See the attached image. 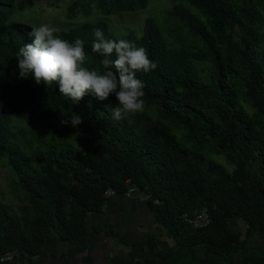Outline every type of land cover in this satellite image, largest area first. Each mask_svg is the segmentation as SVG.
Listing matches in <instances>:
<instances>
[{"label":"trees","instance_id":"16d2710c","mask_svg":"<svg viewBox=\"0 0 264 264\" xmlns=\"http://www.w3.org/2000/svg\"><path fill=\"white\" fill-rule=\"evenodd\" d=\"M91 1L106 13L146 6V0ZM188 1L206 15L208 26L182 3L173 8V14L204 42L208 54L169 47L152 17L144 19L139 36L129 35L127 40L144 47L157 63L155 70L137 73L144 83L145 103L159 104L169 119L190 130L209 133L226 151L237 154L231 174L189 152L160 127L113 119L112 109L118 104L115 94L100 100L88 93L73 102L59 93L58 84L38 85L32 77L21 78L16 56L21 47L34 41L29 35L32 28L23 22H8L13 0H0V77L19 83L0 81V154H5L13 170L35 189L31 197L38 209L30 231L24 232L10 226L11 216L0 206V252L17 248L24 256L38 254L51 232L72 248L83 250L88 239L87 214L102 210L103 192L108 187L124 190L123 182L115 178L118 171L157 200V205L148 202L157 223L177 236L202 237L199 243L215 254L208 264H218L220 257L239 247V236L226 228L227 218L242 217L251 229L264 232V40L261 44L253 29L241 20V36L234 41L227 20L235 17V11L224 0ZM32 4L33 0H20L18 7ZM96 28L103 30L105 38L116 40L101 20L58 35L69 42L82 39L94 68L103 72L104 57L91 50ZM207 55L215 65L210 83L194 65ZM236 79L243 84L242 95L254 105L258 118L244 112ZM205 95L210 101V114L194 105ZM9 112L51 129L72 128L91 138L95 160L79 158L70 148L60 146L38 150L34 164L13 141ZM74 114L81 117V124L73 127L61 123ZM212 173L216 175L210 176ZM204 203H208L212 225L192 234L182 221L183 212ZM147 241L152 244L155 240L150 237ZM131 262L129 259L123 264ZM249 264L257 262L251 260Z\"/></svg>","mask_w":264,"mask_h":264},{"label":"rangeland","instance_id":"374dc122","mask_svg":"<svg viewBox=\"0 0 264 264\" xmlns=\"http://www.w3.org/2000/svg\"><path fill=\"white\" fill-rule=\"evenodd\" d=\"M120 1L128 3L135 0ZM224 2L235 11V17L227 20L228 29L234 41L239 40L241 36L240 21L242 20L253 29L262 44L264 40V0H224ZM180 3L196 13L206 26L209 25L206 15L188 0H146L145 7L136 6L134 9L109 11L108 13L103 11L98 3L91 0H33L31 6L23 8L18 7L20 0H13L12 10L8 14L7 21L23 22L31 28L48 24L57 29L56 34L58 35L62 31H68L83 23H94L101 20L107 24L109 31L116 40H119L127 39L129 35L139 36L143 29L144 19L152 17L158 24L169 47L188 48L207 53L204 42L194 36L191 30L173 14V8ZM194 65L205 82L210 83L215 66L210 56L207 55L204 59L196 61ZM85 66L95 69L93 60L89 55ZM234 66L237 70H240L237 64H234ZM0 81L19 85V83L8 77H0ZM234 83L239 86L241 92L239 101L244 112L249 117L258 118L254 105L242 95L244 87L241 81L236 79ZM206 98L205 95L201 103H194V105L210 114V101ZM4 108L8 110L6 107ZM8 119L10 129L15 134L13 141L21 145L34 164L38 150L49 151L51 148L55 150L60 146L70 148L78 154L79 158L95 160L91 138L84 137L72 128L51 129L41 122L28 121L10 112ZM126 120L130 125L160 127L175 137L179 144L188 149L189 152L199 155L204 161L216 164L228 174L232 173L237 154L226 151L219 140L209 133L202 130H190L169 119L164 115L159 104L145 103L142 113L130 115ZM17 129H21L22 132L18 133ZM209 175L214 177L216 174ZM115 178L123 182L124 190L117 192L111 187H108L109 189H113L115 194L137 198L155 216V212L148 205V202L151 201L153 205H157L158 202L155 198L151 199L148 191L141 189L131 178L123 177L120 171L116 173ZM131 186H134L137 191L127 194L126 192ZM34 190L25 179L13 170L6 155L0 154V206L4 207L10 214L12 222L10 226L18 231L29 232L36 217L38 209L31 197ZM110 197L104 198L102 209L106 208V202L108 203ZM207 204L194 206L189 211L183 212V215L195 216L201 208L208 206ZM88 216L89 214L86 216V234L88 233ZM182 221L187 223L192 234H194V230L207 229L212 225L210 221L204 227L195 228L190 222L184 219ZM246 225L249 227L242 217L235 216L226 219V228L234 235L239 236V247L230 255L220 257L218 264H249L251 260H254L257 264H264V232L251 229V227L247 229ZM111 229H108V231H112ZM165 229L167 233L162 235L164 241L157 240L152 244L151 242L148 243L147 239L152 236L145 237L141 241L143 251L142 254L137 255V264H208L207 260L215 259V254L199 243L202 240L201 236L194 235L191 238L185 235L177 236L170 233L167 227ZM214 230L215 227L212 226L211 231ZM51 234L56 235L55 232H51ZM15 250L18 251L17 248H13L0 252V257L6 252ZM23 256V253H18L11 259L0 261V264H12Z\"/></svg>","mask_w":264,"mask_h":264},{"label":"clouds","instance_id":"9594fccd","mask_svg":"<svg viewBox=\"0 0 264 264\" xmlns=\"http://www.w3.org/2000/svg\"><path fill=\"white\" fill-rule=\"evenodd\" d=\"M56 33L57 29L48 24L32 27L29 35L34 41L21 47L16 56L21 78L32 77L38 85L58 84L59 93L73 102L88 93L100 100L115 94L118 100L112 109L115 120L144 111V83L137 78V73H149L157 68L144 47L127 39H107L102 29H94L96 39L91 50L104 57L101 72L85 66L88 55L82 39L69 42ZM61 123L76 127L82 119L74 114Z\"/></svg>","mask_w":264,"mask_h":264},{"label":"crops","instance_id":"0c3cea01","mask_svg":"<svg viewBox=\"0 0 264 264\" xmlns=\"http://www.w3.org/2000/svg\"><path fill=\"white\" fill-rule=\"evenodd\" d=\"M87 225L83 250L49 234L38 254L25 255L12 264H123L129 259L130 264H137V255L143 250L141 241L149 236L164 241L162 235L167 233L145 204L120 194L111 196L105 209L89 213Z\"/></svg>","mask_w":264,"mask_h":264},{"label":"built area","instance_id":"2783aa9c","mask_svg":"<svg viewBox=\"0 0 264 264\" xmlns=\"http://www.w3.org/2000/svg\"><path fill=\"white\" fill-rule=\"evenodd\" d=\"M137 191V189L134 186L129 187L128 191L126 192L127 194L133 193ZM112 195H115V191L113 189H106L103 192V197L107 198ZM183 219L185 221L190 222L193 224L195 228H201L206 226L210 221V215L206 207L201 208L195 216L189 217L187 215H183ZM18 251H11V252H6L0 257V261H6L8 259L13 258L14 256L18 255Z\"/></svg>","mask_w":264,"mask_h":264}]
</instances>
